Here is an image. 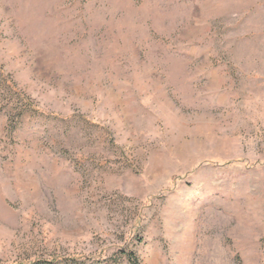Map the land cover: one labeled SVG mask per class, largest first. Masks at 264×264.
<instances>
[{
  "label": "rangeland",
  "instance_id": "1",
  "mask_svg": "<svg viewBox=\"0 0 264 264\" xmlns=\"http://www.w3.org/2000/svg\"><path fill=\"white\" fill-rule=\"evenodd\" d=\"M0 264H264V0H0Z\"/></svg>",
  "mask_w": 264,
  "mask_h": 264
}]
</instances>
